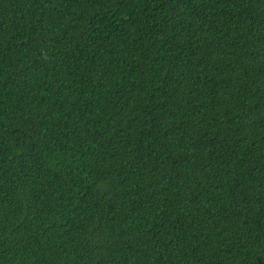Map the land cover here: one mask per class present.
<instances>
[{
    "label": "trees",
    "instance_id": "trees-1",
    "mask_svg": "<svg viewBox=\"0 0 264 264\" xmlns=\"http://www.w3.org/2000/svg\"><path fill=\"white\" fill-rule=\"evenodd\" d=\"M0 264H264V0H0Z\"/></svg>",
    "mask_w": 264,
    "mask_h": 264
}]
</instances>
